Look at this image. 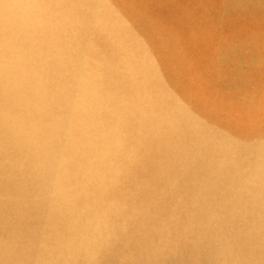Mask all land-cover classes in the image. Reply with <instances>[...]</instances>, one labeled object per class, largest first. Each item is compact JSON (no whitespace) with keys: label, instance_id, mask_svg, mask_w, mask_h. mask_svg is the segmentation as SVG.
Returning <instances> with one entry per match:
<instances>
[{"label":"rangeland","instance_id":"rangeland-1","mask_svg":"<svg viewBox=\"0 0 264 264\" xmlns=\"http://www.w3.org/2000/svg\"><path fill=\"white\" fill-rule=\"evenodd\" d=\"M148 9L113 17L149 31L120 66L132 76L157 62L140 89L58 123L68 136L112 119L126 127L125 151L76 185L118 190L92 205L95 253L67 264H264V0H150ZM19 165L0 169V264H66L59 250L81 240L80 228L50 205L60 191L44 194V179Z\"/></svg>","mask_w":264,"mask_h":264},{"label":"bare ground","instance_id":"bare-ground-1","mask_svg":"<svg viewBox=\"0 0 264 264\" xmlns=\"http://www.w3.org/2000/svg\"><path fill=\"white\" fill-rule=\"evenodd\" d=\"M149 1L0 0V121L12 133L0 136V169L8 175L14 169L8 166L21 163L19 167L44 179V194L60 191L50 205L54 202L53 208L61 209L64 218L80 228L81 237L65 242L59 250L69 256L66 264L76 260L78 253H95L99 237L95 235L98 224L91 221L96 212L92 205L104 204L101 196L118 190L117 183L107 190H103L107 184L93 190L76 185L110 166L112 152L125 151L121 141L126 127L112 119L108 126L79 127L81 131L68 136L60 134L58 123L63 118L81 122L90 111L126 103L132 98L124 90L136 92L157 67L155 61L146 66L145 74L123 75L122 61L132 59L138 42L150 35L142 23L113 19L115 13L122 15L138 7L149 14ZM44 73L66 79L50 83ZM126 81L128 87H122ZM10 150L23 157L14 159L8 155ZM81 221L89 229L81 228ZM90 230L93 241H84Z\"/></svg>","mask_w":264,"mask_h":264}]
</instances>
